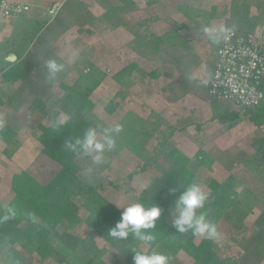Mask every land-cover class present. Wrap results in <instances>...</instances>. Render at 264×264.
Segmentation results:
<instances>
[{
    "label": "rangeland",
    "instance_id": "rangeland-1",
    "mask_svg": "<svg viewBox=\"0 0 264 264\" xmlns=\"http://www.w3.org/2000/svg\"><path fill=\"white\" fill-rule=\"evenodd\" d=\"M89 1L94 2L95 6L97 5L94 9H98V12L95 13V10L85 7L90 3H85L87 0H81L80 5V2L77 1L76 4L79 5L77 8L84 12L87 21L80 26H70L61 34L69 44L68 50L63 51L64 54L61 55V49L58 48L59 45H62L63 39L53 48V56H50V59H55L58 63L62 62L64 70L58 73L55 79H50V86L43 87L44 84H42L40 86L43 88H38L36 84L40 83H34V81L28 83L27 79L30 76L21 73L24 79L21 78L20 84L0 87L2 102L0 103V129L10 125L17 134L18 140V148L11 158L6 157L3 152L5 145L0 142V203L2 206H6L13 198L11 186L14 174L24 171L32 176L36 184L46 189L50 188V190L61 189L67 183V177L61 167L42 152V145L39 142L41 132L38 128V125L47 127L53 122L65 121L68 118L71 107L65 99L63 85L67 86L70 91H78L87 95L89 100L94 103V108L86 118L93 127L100 125L103 128L117 123L123 125V131L116 137V148L105 153L104 162L97 165L91 158L79 156L76 173V177L83 182L100 184L99 193L118 207L121 213L123 208L120 207L138 201L142 194L152 199L155 198L157 195L156 181L158 182L171 163L169 153L172 149H176L173 146L175 143V118L179 116L174 110L178 109L179 100L177 96H174L169 101L176 103L177 106L174 104L171 107L164 105L165 101L162 99V95L159 98L153 96L156 89L151 88L152 92L148 89L144 90V87L151 82L155 88L161 84L154 80L145 82L144 76L147 75V71L151 70L153 76H157V78L159 74H162L163 79L167 81L165 83L167 94L168 89L176 86L172 82L173 68L181 70L183 62L180 64L179 57L173 56L172 49L167 51L166 57L154 52L149 57L142 58L145 60L143 66L133 68L134 71L143 69L140 70L141 72L138 70L137 74L131 77V80L135 79L134 84L127 79L128 74L123 76L120 81L115 80V75L126 66L131 65L130 63H134L133 60H135L130 54L128 55L127 51L130 42L126 32L127 19L122 21L125 22L124 24H118V28L114 24L116 22L114 15L117 12L115 8H120L123 5L126 7L129 0ZM256 1L253 2L258 6H264V1ZM208 7V3H205L203 8L207 10ZM263 9L260 8L259 12L261 13ZM123 18L126 17L123 16ZM262 25H258V31ZM206 37L208 40L211 38L208 35ZM184 39L183 44L186 45L187 39ZM184 61L188 64L194 59L187 56ZM186 68L188 67L186 66ZM1 76L0 73V81ZM31 76L35 77L36 75L31 74ZM36 77L38 78V76ZM190 91L192 93L190 97L207 99L210 103V98L205 91L199 89L195 90L197 92H193L191 89ZM197 93L200 95L197 96ZM143 96L147 99L143 100ZM109 103L115 106V110L111 113L109 112ZM181 105V109L186 110ZM185 106L191 109V105L186 103ZM228 108L233 110L231 106ZM135 109L139 115L133 113ZM175 114L177 115L174 117ZM239 119L240 121L247 120L243 117H239ZM262 130L264 129L256 128L254 132L256 147L263 142V139L260 138L261 135L264 136ZM192 158L190 161L193 160ZM256 158L259 159V157ZM200 162L196 160L189 165L194 176L192 183H199L202 189L209 193L208 201L215 202L207 219L216 225L220 233V238L217 240H205L213 249V253L220 258L227 259L225 264H256V258L240 255L238 240L240 237H244L247 241L253 242V246H258L257 250L264 249V230L259 231L261 227H264V186L262 188L261 185L256 184V188L252 190L253 193L247 194V196L242 195L237 202L225 201L223 194L211 195L208 184L212 177L204 169L207 162ZM200 164L201 166L196 167ZM158 199L161 207L170 213L167 223L172 227L171 209L174 204L164 196ZM73 205L78 215L84 218L85 207L82 201L75 200ZM236 207H242V210L236 212ZM225 208L232 209L231 215H229V211L227 213L225 211L224 214ZM34 226L40 227L41 223L36 221ZM65 227L66 224L61 222L56 230L61 233ZM69 233L82 240L83 247L90 249L92 243L97 250L104 251L99 259H95L94 264H115L116 262L118 264H133L134 253L132 252L134 250H148V246L142 243L135 246L132 237L126 241L115 242V244L105 243L95 236L83 222L71 227ZM201 239L203 238L195 235L193 242L198 244ZM47 241L59 253L56 255L57 257L40 259L36 252L25 249L27 244L25 238H21L20 242L11 245L7 243L6 237L0 235V264H73V260L68 257L70 254L68 249L54 237H50ZM129 248L132 249L131 254ZM155 249L169 255L170 264H192L193 262L182 251L172 256L160 246ZM243 249L241 248V250ZM122 250L123 252H121ZM258 264L263 263L259 262Z\"/></svg>",
    "mask_w": 264,
    "mask_h": 264
},
{
    "label": "crops",
    "instance_id": "crops-1",
    "mask_svg": "<svg viewBox=\"0 0 264 264\" xmlns=\"http://www.w3.org/2000/svg\"><path fill=\"white\" fill-rule=\"evenodd\" d=\"M7 1L27 5L29 9L8 18L3 17L0 13V73L2 74L7 69H15L16 73H20L13 81H5L1 76L0 87L15 86L22 81V77L24 79V74L30 76L27 79L28 83L33 81L40 83L36 84L38 88L50 86L45 63L50 59V56H53V48L63 39L62 45H59L58 48L61 49V55L64 54L63 51L68 50L69 44L61 34L67 30L66 28L69 29L74 25L80 26L87 21L84 12L77 8L81 4V0ZM77 1L80 2L78 6ZM253 1L132 0L130 2L129 0V6L123 5L120 8H115L117 12L114 15L116 28H118V24H124L125 22L122 21L127 19L126 32L128 41H130L127 51L128 55L130 54L135 59L134 63H130L134 67L143 66L145 60L142 58L149 57L154 52L166 57L165 54L169 49L173 50V56L179 57L180 64L183 62L181 70L173 68L172 82L176 86L168 89L167 94L165 84L167 81L163 79L162 74H159L158 78L153 76L152 70L147 71L144 81L154 80L161 85L155 88L151 82L144 87V90L148 89L152 92L151 88L156 89L153 96L159 98L162 95V99L165 101L164 105L170 107L174 103L169 100L174 96L178 97V109L174 111L179 116L175 118L177 126L175 125L173 146L187 158L193 157L192 164L196 160L201 161L200 163L207 162L204 169L212 177L210 181L218 186L219 193L217 195L223 194L225 201H239L242 195L247 196V194L253 193L252 190L256 188V184L263 188L264 159H261V154L264 153V149L258 152L261 145L256 147L254 144L256 142L254 132L257 127L252 122L248 119L246 121L236 119L231 122L213 120L209 101L200 97H190L192 94L190 89L193 92H197L195 90L198 89L205 91L204 83L210 77L215 62L216 48L221 44L223 33L220 31L221 29L234 30L247 38L258 32L259 24L264 26V9L261 13L259 12V9L264 6L260 7ZM55 2L62 3V6L55 16H51L48 14V10ZM88 2L90 1L87 0L85 3ZM205 3H208L209 6L207 10L203 8ZM96 6L94 2L85 5L86 8L88 7L87 9L91 8L93 11ZM206 35L211 38L208 40ZM212 36L217 38L213 39ZM184 38L187 39L186 45L183 44ZM12 55L14 56L12 60L6 61V58ZM187 56L193 58L194 61L187 64L184 61ZM138 70H133L127 76V79L133 84L135 79L133 81L131 77H134ZM30 73L38 76L39 79L36 76H31ZM42 84H44L43 87L40 86ZM199 95L197 93V96ZM142 99L146 100L147 98L143 96ZM186 103L191 105V109L185 106ZM180 104L186 110L183 111ZM174 105L177 106L176 103ZM232 109L237 113L240 111L235 107ZM133 113L139 115L136 109ZM260 128L264 129V126ZM263 137L260 136L261 139ZM197 166H201V164ZM240 210L242 207L235 209L236 212ZM225 211L226 213L229 211V215H231L232 209L225 208L224 214ZM263 230L264 227H261L259 231ZM238 241L240 255L254 257L257 259L256 264L259 262L264 264V249L257 250L258 246H253L254 243L247 241L244 237H240ZM241 248L244 249L241 250Z\"/></svg>",
    "mask_w": 264,
    "mask_h": 264
},
{
    "label": "trees",
    "instance_id": "trees-1",
    "mask_svg": "<svg viewBox=\"0 0 264 264\" xmlns=\"http://www.w3.org/2000/svg\"><path fill=\"white\" fill-rule=\"evenodd\" d=\"M133 68L132 64L123 68L115 75V80L120 81ZM18 74L15 69H7L2 72V77L5 81H13ZM62 89L65 99L71 107V112L65 123L60 125L58 122H53L47 127L38 125V128L41 132L39 142L42 145V152L61 167L67 177V183L61 189L50 190V188L46 189L36 184L31 176L24 171L14 174L11 186L13 198L6 206H2L0 203V235L6 237L7 243L11 245L20 242L21 238H25L27 242L25 249L33 250L40 259L59 255L47 241L50 237H54L70 251L68 257L73 260V264H94L95 259H99L104 251L97 250L92 243L90 249L83 247L84 242L70 234L69 229L83 222L95 236L105 243L115 244L118 241L113 240L108 232L119 221L121 212L118 207L99 193L100 184L83 182L76 177L79 156L68 152L63 145L67 139L82 136L87 128L93 127L86 118L94 108V103L81 92L70 91L64 85ZM262 90L264 93V87ZM0 103H2L1 100ZM227 104L210 98L213 120L231 122L239 117H244L257 128L264 126V99L258 107L239 109L238 113L230 110L228 107L231 105ZM108 106L110 113L115 110L112 103H109ZM262 139L259 152L264 149V137ZM0 142L5 145L3 152L6 157L11 158L18 148V140L17 134L10 125L0 129ZM169 155L171 163L158 182L156 181L157 195L155 198H149L144 194L138 198V201L149 206L158 205L162 210L155 229L158 231L157 240L152 247L160 246L172 256L182 251L192 259V264H225L227 259L220 258L213 253V249L205 239H201L198 244H195L193 242L195 235H192L191 232L180 234L174 227L168 225L167 219H169L170 213L161 207L158 198L164 196L165 199L175 204V200L180 194L179 189L183 190L191 184L194 177L189 167L191 163L189 158L176 149H172ZM261 155L264 159V153ZM208 187L211 190V195L219 193L218 186L213 181H210ZM75 200L82 201L85 207L84 218H81L74 210ZM214 205L215 202L210 200L205 205L204 212L207 218ZM8 207H13L16 215L5 221L2 217ZM36 221L41 223L40 227L34 226ZM61 222L66 224V227L61 233H58L56 228ZM133 241L135 246L141 243L135 239ZM131 252L132 249L129 248V253L131 254Z\"/></svg>",
    "mask_w": 264,
    "mask_h": 264
},
{
    "label": "clouds",
    "instance_id": "clouds-1",
    "mask_svg": "<svg viewBox=\"0 0 264 264\" xmlns=\"http://www.w3.org/2000/svg\"><path fill=\"white\" fill-rule=\"evenodd\" d=\"M224 31L223 29L220 30ZM211 35V33H210ZM213 39L217 37L212 36ZM50 79H55L58 73L64 70V65L55 59L45 63ZM60 120L58 124H64ZM123 131L122 124H115L101 128L100 125L87 128L82 136L67 139L64 148L74 155L89 157L99 165L104 162L105 153L116 148V137ZM179 196L171 209V225L180 234L191 232L206 240H217L220 233L214 223L210 222L204 212L209 193L204 191L199 183L193 182L183 190L179 189ZM123 208L120 219L112 227L108 235L115 241H126L132 237L138 242L147 245L149 250H134L133 264H170V256L152 247L157 240V221L162 210L158 205H146L140 201H133ZM16 215L13 207L5 209L3 220H9ZM31 215V214H29Z\"/></svg>",
    "mask_w": 264,
    "mask_h": 264
},
{
    "label": "built area",
    "instance_id": "built-area-1",
    "mask_svg": "<svg viewBox=\"0 0 264 264\" xmlns=\"http://www.w3.org/2000/svg\"><path fill=\"white\" fill-rule=\"evenodd\" d=\"M62 3H53L48 14L55 16ZM27 5L0 1V13L8 18L28 10ZM264 26L244 38L228 29L216 48L215 62L204 88L212 100L237 109L258 107L264 99ZM264 203V197H263Z\"/></svg>",
    "mask_w": 264,
    "mask_h": 264
},
{
    "label": "water",
    "instance_id": "water-1",
    "mask_svg": "<svg viewBox=\"0 0 264 264\" xmlns=\"http://www.w3.org/2000/svg\"><path fill=\"white\" fill-rule=\"evenodd\" d=\"M12 57H14V56L12 55V56L6 58V61H9L10 62L12 60Z\"/></svg>",
    "mask_w": 264,
    "mask_h": 264
}]
</instances>
